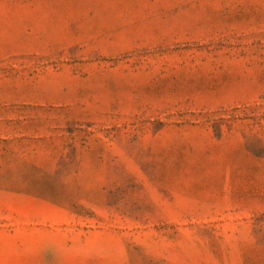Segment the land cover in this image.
Wrapping results in <instances>:
<instances>
[{
  "label": "rangeland",
  "instance_id": "rangeland-1",
  "mask_svg": "<svg viewBox=\"0 0 264 264\" xmlns=\"http://www.w3.org/2000/svg\"><path fill=\"white\" fill-rule=\"evenodd\" d=\"M0 264H264V0H0Z\"/></svg>",
  "mask_w": 264,
  "mask_h": 264
}]
</instances>
